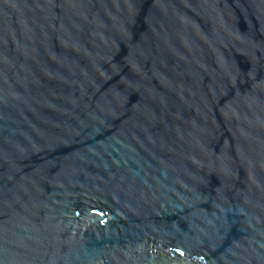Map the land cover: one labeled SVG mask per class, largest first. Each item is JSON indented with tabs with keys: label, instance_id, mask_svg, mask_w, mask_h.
<instances>
[{
	"label": "water",
	"instance_id": "95a60500",
	"mask_svg": "<svg viewBox=\"0 0 264 264\" xmlns=\"http://www.w3.org/2000/svg\"><path fill=\"white\" fill-rule=\"evenodd\" d=\"M0 264H264V0H0Z\"/></svg>",
	"mask_w": 264,
	"mask_h": 264
}]
</instances>
